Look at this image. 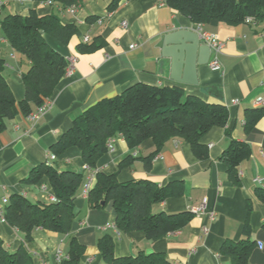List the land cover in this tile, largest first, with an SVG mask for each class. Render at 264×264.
Listing matches in <instances>:
<instances>
[{"label": "crops", "instance_id": "obj_1", "mask_svg": "<svg viewBox=\"0 0 264 264\" xmlns=\"http://www.w3.org/2000/svg\"><path fill=\"white\" fill-rule=\"evenodd\" d=\"M111 1L83 0L70 10L33 0H0V20L8 14L28 15L35 10L40 16L56 14L63 24H74L79 30L69 44L46 36L53 49L66 60L75 57L76 63L72 74H66L59 83L43 115L32 120L19 113L0 133V198L19 193L33 202L54 201L55 194L46 177L37 185H28L25 180L34 167L49 162L51 146L79 115L137 83L179 86L185 95L223 104L228 109L227 127L215 126L201 139L208 158H197L188 143L174 138L153 157L147 170L146 158L156 150L154 141L148 139L131 149L122 136H117L113 149L99 160L97 170L117 174L120 182L147 178L161 187L183 188L181 196L167 198L153 211L189 212L190 222L156 241L138 231L118 232L113 204L93 209L84 196L92 171L87 169L80 150L73 147L57 157L53 166L58 171L72 169L86 175L75 201L78 216L74 229L64 235L39 228L31 241H25L24 235L0 216V237L5 247L15 251L23 244L37 264H63L56 254L61 251L68 255L70 240L76 237L84 245L79 264H106L97 242L111 234L118 258L143 252L162 253L171 264H233L220 251L223 243L250 239L257 243L250 264H264V202L258 198V186L253 182L256 176L264 177V116L254 132L247 133L244 126L246 111L258 108L255 103L264 98V21L202 26L162 0L123 1L109 14ZM177 29L215 34L223 44L219 56L222 69L214 70L209 63L198 66L196 85L173 81L170 60L161 57V42L164 35ZM85 37L88 43H84ZM94 41L102 46L90 52L78 47ZM0 58L6 63L4 76L20 101L25 95L22 75L30 62L2 37L1 24ZM232 139L246 142L252 149L251 156L238 167V184L233 183L222 160ZM127 158L130 163L120 166ZM201 207L203 211L192 213V209Z\"/></svg>", "mask_w": 264, "mask_h": 264}, {"label": "trees", "instance_id": "obj_2", "mask_svg": "<svg viewBox=\"0 0 264 264\" xmlns=\"http://www.w3.org/2000/svg\"><path fill=\"white\" fill-rule=\"evenodd\" d=\"M51 2L62 8L76 7L83 0H33ZM123 1L112 0L107 7L113 13ZM171 9L202 26L217 27L221 24L239 25L252 17L254 23L264 21V0H162ZM2 37L13 50L22 54L30 67L22 75L24 98L17 101L4 76L5 60L0 58V133L7 123L19 113L30 115L46 104L67 73L68 61L46 40V36L63 44H69L79 35L74 24H63L56 14L40 16L35 10L28 15L8 14L0 20ZM102 44L94 41L79 44L81 51L90 52ZM264 116V107L246 111L245 131H255L257 122ZM229 112L225 105L208 103L195 95H185L179 86H152L137 83L113 98L99 101L84 111L51 146L52 154L62 156L68 149L77 148L87 169L95 172L96 182L87 201L93 209H104L113 204L115 225L120 233L142 232L146 238L156 241L185 228L192 214L181 212L168 214L154 212L153 207L174 196H181L183 188L174 185L161 187L151 179H133L120 182L117 174L98 171V162L108 152L109 139L122 136L131 149L152 139L156 150L146 158L147 170L153 157L171 139L188 143L199 159L208 158V149L201 143L202 137L213 127H227ZM230 137L231 132L226 129ZM251 146L232 139L224 151L222 160L227 166L233 183H239L238 167L251 156ZM130 163L127 158L120 166ZM47 178L55 194L50 203L33 202L23 194L13 193L4 206L1 218L24 235L25 241L33 239L36 229L58 234H70L75 227L78 211L75 201L86 175L83 171L67 169L58 171L53 162L34 167L27 179L28 185H37ZM258 198L264 202V189L257 188ZM250 211V208H249ZM98 249L106 264H171L162 253L140 252L135 257L115 256L114 236L105 234L98 239ZM257 243L250 239L225 241L221 253L230 257L233 264H250ZM84 245L76 237L70 240L68 259L63 264H79ZM0 264H37L22 244L10 251L0 237Z\"/></svg>", "mask_w": 264, "mask_h": 264}, {"label": "water", "instance_id": "obj_3", "mask_svg": "<svg viewBox=\"0 0 264 264\" xmlns=\"http://www.w3.org/2000/svg\"><path fill=\"white\" fill-rule=\"evenodd\" d=\"M211 54L198 31L177 29L162 38L161 57L170 60L171 79L178 83L196 85L197 68L208 64Z\"/></svg>", "mask_w": 264, "mask_h": 264}, {"label": "built area", "instance_id": "obj_4", "mask_svg": "<svg viewBox=\"0 0 264 264\" xmlns=\"http://www.w3.org/2000/svg\"><path fill=\"white\" fill-rule=\"evenodd\" d=\"M47 3L51 4V2H47ZM75 8H76L75 6L71 7L70 10H74ZM246 23H248V24L254 23L253 18L248 17L246 19ZM199 34H200L201 39L204 41V43H206L211 48L212 54H211V58L209 61L210 67L214 70H221L222 65L220 63L219 56L222 53L223 44L219 41L218 37L215 34H212L209 32H204L202 30L199 31ZM87 40H88V38H85V41H87ZM67 61H68V66H67V73L66 74L70 75V74H72V72L74 70L76 58L70 57L69 59H67ZM49 102L50 101H48L43 106L37 108V110L34 113L29 115V119L36 120L40 116H42L43 113L45 112V110L47 109ZM255 104L257 105V107H264V98L258 100ZM114 143H115V139H109V141H108V149L109 150L113 149ZM56 159H57L56 155H54L52 153L49 155V163L54 162ZM94 180H95V172L93 171L91 176L89 177L88 181L85 183V186H84L83 194L86 198L88 197V194L93 187V181ZM253 182L259 188L264 189V177L256 176L253 179ZM8 201H9V196H4V197L0 198V214L3 212L4 206L8 203ZM201 211H203V207L192 209L193 214H198ZM205 231H206V229H205ZM56 258L59 262H62V261H65L68 259V255L63 254L61 251H58L56 254Z\"/></svg>", "mask_w": 264, "mask_h": 264}, {"label": "rangeland", "instance_id": "obj_5", "mask_svg": "<svg viewBox=\"0 0 264 264\" xmlns=\"http://www.w3.org/2000/svg\"><path fill=\"white\" fill-rule=\"evenodd\" d=\"M50 5V4H49ZM85 38H88V37H85ZM85 38L83 39V41H84V43H88L89 42V38H88V40L87 41H85ZM50 101V100H49ZM94 181H96V176H95V180ZM94 183V182H93ZM94 186V185H93Z\"/></svg>", "mask_w": 264, "mask_h": 264}]
</instances>
